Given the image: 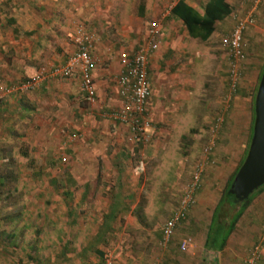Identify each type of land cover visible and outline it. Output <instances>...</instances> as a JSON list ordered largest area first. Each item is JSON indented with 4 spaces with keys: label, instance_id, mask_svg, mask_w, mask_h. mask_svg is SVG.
Listing matches in <instances>:
<instances>
[{
    "label": "rangeland",
    "instance_id": "1",
    "mask_svg": "<svg viewBox=\"0 0 264 264\" xmlns=\"http://www.w3.org/2000/svg\"><path fill=\"white\" fill-rule=\"evenodd\" d=\"M227 1L231 13L224 21L225 27L218 33L220 45L201 49L211 58L213 52L217 56L219 53L220 64L219 60L212 58L219 65L216 62L210 65L207 59L204 64L198 59L197 65H187L191 74L186 77L189 86L184 91L187 95L183 94V98L188 97L187 102H181V108L174 112V116L160 119L148 116L151 127L146 131L145 142L133 141L125 126L118 124L121 129H113L111 125L117 123L102 117L120 108L119 97L113 104L115 106L107 111L101 110L103 106L98 104L99 107L96 100L94 105H87L82 100L68 98V105L64 103L65 110L59 115L47 84L43 85L47 93L39 96V102L46 103L45 107L41 109L37 102L36 113L31 118L33 123L29 120L22 127L14 126L21 135L15 134L14 141L8 144L10 148L0 157V264H104L105 259L111 264L211 262L214 253L198 246V241L201 242L207 228L213 230L211 238H218L219 234L226 232V222L237 209H228L222 204L214 212L216 220L210 222L226 180L243 156L251 119V98L264 61L262 0L261 6L253 13L254 25L243 34L245 58L238 65L240 76L236 89L229 90L227 54L225 59L222 58L219 47L224 49L222 41L231 32L234 16H244L251 9V2ZM78 2L83 4L84 0H0V14L14 16L17 20L32 18L29 23L39 26L53 14L63 17ZM37 20L40 22L36 23ZM59 20L60 17L55 23L58 24ZM75 23L70 24V28ZM70 30L66 25L60 33L66 35ZM59 42V39L54 42L57 48ZM201 45L198 43L197 50ZM247 49L251 54L248 57ZM188 55L191 60L192 56ZM98 57V68H101L103 63L100 55ZM53 58L56 61L62 59L60 54H54ZM34 61L40 65L36 71L58 63L54 60ZM168 81L174 83L170 78ZM34 92L36 90L25 94L31 97L30 93ZM66 95L64 93V97ZM47 105L49 112L45 111ZM76 107H81L84 112H74ZM217 115L222 122L214 135L209 129ZM108 127L112 133L106 139L95 141L92 138ZM212 135L214 148L209 156L212 163L204 165L206 172L186 218L163 245V223L178 206L194 165L205 162L202 149L212 140ZM120 149L127 151V155L119 160L121 172L117 175L119 182L116 185L115 172L119 168L111 154ZM106 153L109 155L105 156ZM117 187L129 194L127 211L114 220V226L109 224L107 228L104 222L110 218L97 206L95 194ZM79 193L82 198L77 197ZM251 207L264 210V189L253 196L243 214ZM219 212L226 218L219 216ZM262 213L263 219L251 222L252 237L243 239L240 264H244L248 250L264 226V211ZM217 217L222 219L224 230L217 228L216 231ZM183 239H189L188 246L193 249L187 246L181 251L179 244ZM176 247L177 253L174 252ZM261 248L256 264L264 258V242Z\"/></svg>",
    "mask_w": 264,
    "mask_h": 264
},
{
    "label": "crops",
    "instance_id": "2",
    "mask_svg": "<svg viewBox=\"0 0 264 264\" xmlns=\"http://www.w3.org/2000/svg\"><path fill=\"white\" fill-rule=\"evenodd\" d=\"M167 1L84 0L83 4L82 2H78V5H74V7L72 5V9H69L67 14L63 15L64 18L59 14H53V16L41 22L37 20L36 23L40 22L39 26L29 23V20L32 18L17 20L14 16L0 14V88L19 84L33 77L37 72L36 68L40 66L35 63L34 59H37L38 62L40 60H54L58 62L56 63L57 65L63 63L72 50H74L72 42L73 33L76 27L81 26L96 37L93 51L95 55H100L103 65L92 72L95 100L97 105L103 106L101 110L107 111L112 106H115L113 104L114 102L116 104L115 100L118 98L116 80L122 71L119 61L120 56L123 54L128 56L135 54L146 42L148 30L155 27L159 34L157 49L148 58L146 64L149 75L147 115L152 118H168L169 115H176L174 112L181 108V102L188 99V97L183 98V94L187 95V91H184V88L188 89L187 87L189 86L188 78L186 77L191 76L189 71H187V65H197L198 59L202 60V64H204L206 59L210 62V65H214L215 62L216 65L220 64L221 57L219 53L218 56L217 53H212V58L219 60L218 64L216 60H212L210 55L204 54L201 49L205 50L206 46L216 48L220 45L218 33L225 27L224 21L230 15L231 7L229 2L224 0L229 6V14L217 21L213 26L211 34L206 40L201 42L189 37L183 28L182 22L171 17L169 10L178 1H182L187 6L202 13L208 0L203 2L202 0H170V3ZM59 17L60 20L56 24L55 22L58 21ZM73 22L76 23L72 26L73 28H70V24L73 25ZM52 23L54 25L50 26ZM66 25L71 30L66 35H63L60 32L64 31ZM57 38L60 41L58 44L59 48L54 45L55 40H58ZM196 42L202 44L199 50H197L198 43ZM219 48L222 58L224 56L225 59V48ZM46 54L48 55L45 56ZM54 54H60L62 59L56 61L57 59L53 58ZM187 54L192 56L191 60H188ZM249 55L251 54L247 49L246 56L248 57ZM226 61L228 64L227 58ZM56 64L49 66H56ZM169 78L174 82L173 84H169ZM46 84L50 90L49 95L57 103L56 114L60 115L65 110L63 105L64 103L68 105V98L75 101L82 100L86 103L78 92L79 79L77 74L68 78H54ZM44 93H47L46 90H36V92L30 93L31 97H29V94L0 96V157L6 149L10 148L8 144L14 141L15 134L21 135L17 129L14 130V126L18 125L22 127L25 122L32 121V115L36 113V108L38 107L39 96H43ZM64 93L67 94L65 97ZM34 99H36L35 103ZM174 102H176V106L171 107ZM201 102L204 101L201 100ZM39 104L42 109L46 103L40 101ZM45 111L49 112L48 105ZM74 112L82 113L84 111L81 107H76ZM111 127L117 130L121 129L118 124L116 126L113 124ZM111 127L98 132L92 138L95 141L102 140L104 137L106 139V136H110L112 133L109 130ZM104 155L109 154L106 153ZM111 155L119 168L115 172L116 181L114 180L117 185L119 182L117 175L121 172L118 163L121 158H126L127 151L123 152L120 149L118 152H112ZM198 192L196 191V193ZM79 194L77 197L82 198V193ZM128 197L129 194L126 195L119 187L110 191H101L100 195L95 194L97 206H100L103 215H107L110 218L107 222H104L107 228H109V224L110 226H114V220L119 219L121 217L120 214L126 213V203L129 202L127 201ZM263 211V208H260L259 211L257 208L256 210L253 207L248 208L228 234L223 248L212 251L214 255L208 264H240L239 257L242 256L240 252H242L243 239L252 237L253 226L251 222L254 220L258 222L257 219H263ZM251 212L255 213L252 214ZM115 215L117 216L115 217ZM247 220L248 222H246ZM207 229L203 234L201 242L200 240L198 241V246L204 245ZM188 248L193 249V246H188ZM177 251L178 247L175 248L174 252L177 253ZM258 264H264V258H261Z\"/></svg>",
    "mask_w": 264,
    "mask_h": 264
},
{
    "label": "built area",
    "instance_id": "3",
    "mask_svg": "<svg viewBox=\"0 0 264 264\" xmlns=\"http://www.w3.org/2000/svg\"><path fill=\"white\" fill-rule=\"evenodd\" d=\"M262 0H250L251 9L242 17L234 16V23L228 38L222 41L226 50L228 64L226 68L227 84L230 91L236 89L239 80L240 71L238 65L244 61L245 44L243 34L248 27L254 25V11L261 6ZM158 30L152 27L148 30L146 42L133 55H121L119 58L122 71L116 80L117 95L121 100L120 108L117 111H111L102 117L125 126L130 137L135 142H145L147 140V130L151 124L148 121V99L149 84L147 73V60L157 49ZM96 41L94 34L85 30L83 27H76L73 33L74 50L67 59L59 65L50 67H40L35 75L19 84L4 86L0 88V96L9 94H25L46 84L54 78H68L77 74L79 79L78 89L80 95L88 105L95 103V90L92 79V72L98 68L99 57L93 51V45ZM222 119L217 116L209 131L215 135L221 125ZM214 135L202 149L206 157L205 162H197L191 171L188 183L185 185L181 200L178 206L172 212L170 217L163 223L162 244H166L173 235L179 222L186 216L187 211L194 203V195L200 187L204 165L209 162V156L214 148ZM264 242V226L260 230L259 244ZM189 239H183L179 244V249L183 251L188 244ZM258 246H255L253 253L245 260L246 264H254L258 257ZM104 264H111L105 259Z\"/></svg>",
    "mask_w": 264,
    "mask_h": 264
},
{
    "label": "trees",
    "instance_id": "4",
    "mask_svg": "<svg viewBox=\"0 0 264 264\" xmlns=\"http://www.w3.org/2000/svg\"><path fill=\"white\" fill-rule=\"evenodd\" d=\"M229 11H230L229 6L224 2V0H208V2L205 4V6L202 10V13H199L197 10L187 6L182 1H178L175 5H173L170 8L169 15L182 22L183 28L185 29V31L189 37H191L193 39H197V40L202 42V41L206 40L207 37L211 34V32L213 31L214 24L217 21L221 20L222 18L226 17L229 14ZM263 69H264V62L262 64L261 70L259 71V74L257 76V84H258V81H259V78H260V75H261ZM255 88H257V86ZM43 89H44V87L42 85L40 87V90H43ZM255 91H256V89H255ZM253 100H254V95L251 98V108H250L251 109V117H250L251 119H250V124L248 127L247 142H246V145H245V148L243 151V156L239 159L236 167L234 168V170L232 171V173L230 174V176L226 180V183H225L224 188L222 190L221 196H220L217 204L213 208L211 218H210V222L216 220L214 217V214H215L214 212L218 209V206H222V204L225 205L226 207H228V209L229 208L235 209V207H237V209L234 212V214L232 215V217L226 222V223H228L226 226L228 228L225 229L226 232H224V233L221 232L222 234H219L218 238L215 236L211 238L210 232L212 235L213 230L211 231L210 229H207V232L205 235V240H204V245H203L205 250L208 249L210 251H215L216 249L221 250L223 248V246L225 244V240L228 237V234L232 231L235 224L237 223V221L239 220V218L241 217V215L245 211V209L249 206L253 196L264 189V184H263L259 188H257L255 191H253L247 197V199L241 203H233V197L227 193L229 186H230V183H231L237 169L239 168V166L243 162L247 148H248V144H249V140H250V136H251L252 122H253ZM181 139L183 140L184 138L181 137ZM208 160L210 162L211 158L209 157ZM203 175L204 174H202V176ZM201 181H202V178H201ZM200 184H201V182H200ZM198 190H199V188L196 191H198ZM136 215L139 216L138 213H136ZM186 215H187V213H186ZM218 215L223 217V218H226L225 215H222L220 212ZM185 218H186V216H185ZM183 220H181L179 222V224ZM216 224H217L216 231H217V228H221V229L223 228V221L220 217H217ZM223 230H224V228H223ZM259 235H260V233H259ZM259 235H258L257 241L252 245L247 257L244 260H246L247 258L250 257V255L254 251L255 246H258V251L260 250L262 243L259 244ZM258 260H259V257H257V260L255 261L254 264H256V262ZM244 264H246L245 261H244Z\"/></svg>",
    "mask_w": 264,
    "mask_h": 264
},
{
    "label": "water",
    "instance_id": "5",
    "mask_svg": "<svg viewBox=\"0 0 264 264\" xmlns=\"http://www.w3.org/2000/svg\"><path fill=\"white\" fill-rule=\"evenodd\" d=\"M264 184V69L253 100V122L248 148L227 193L241 203Z\"/></svg>",
    "mask_w": 264,
    "mask_h": 264
}]
</instances>
